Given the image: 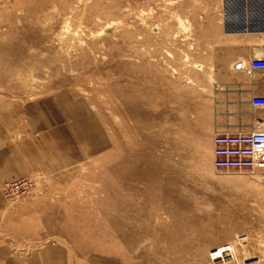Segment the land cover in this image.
<instances>
[{
    "label": "rangeland",
    "instance_id": "obj_1",
    "mask_svg": "<svg viewBox=\"0 0 264 264\" xmlns=\"http://www.w3.org/2000/svg\"><path fill=\"white\" fill-rule=\"evenodd\" d=\"M261 1L0 0V139L30 104L36 136L56 129L37 145L58 165L27 173L16 236L60 244L65 264H264V178L210 167L190 91L208 10ZM222 244L231 256L209 258Z\"/></svg>",
    "mask_w": 264,
    "mask_h": 264
},
{
    "label": "crops",
    "instance_id": "obj_2",
    "mask_svg": "<svg viewBox=\"0 0 264 264\" xmlns=\"http://www.w3.org/2000/svg\"><path fill=\"white\" fill-rule=\"evenodd\" d=\"M208 16L211 33L191 39L195 61L202 63L205 70L203 88L191 87L196 85V80H190L188 85L192 93L205 92L200 102L206 108L209 133L206 144L210 156L214 131L264 129V108L250 104L251 96H264V70L249 67L253 56L264 57V0L261 3L213 6L208 10ZM154 43L164 46L162 40H154ZM172 56V65L180 74V61L175 50H172ZM190 102L192 108L199 106L197 98ZM17 107L15 113L18 111L21 117L24 108L27 110V128L24 124L21 129L12 131L10 140L0 139V185L3 181L24 177L29 171L48 173L52 164L58 165L56 156L54 160L48 157L52 164L48 159L44 160L37 145L38 140L43 138L47 139L43 140L44 143H51V137L55 143L53 133L56 129L44 134V137L36 136L35 129L41 123L38 115L34 118L36 108L33 104L24 108L19 104ZM63 139L66 144L65 137ZM65 159L62 158V162ZM15 204L7 206L0 192V264H65L67 254L60 244L51 240L34 243V239L32 241L27 234L16 236L17 225L25 229L28 219L17 212L19 207L22 210V202L21 205Z\"/></svg>",
    "mask_w": 264,
    "mask_h": 264
},
{
    "label": "built area",
    "instance_id": "obj_3",
    "mask_svg": "<svg viewBox=\"0 0 264 264\" xmlns=\"http://www.w3.org/2000/svg\"><path fill=\"white\" fill-rule=\"evenodd\" d=\"M251 69L264 70V57L253 56L249 60ZM252 107L264 108V96L250 97ZM211 167L222 172H246L260 174L264 178V129L256 131H214L211 136ZM27 177L3 181L0 192L7 206L27 198L34 189L35 182ZM232 244H222L208 252V257L217 260L231 256Z\"/></svg>",
    "mask_w": 264,
    "mask_h": 264
}]
</instances>
